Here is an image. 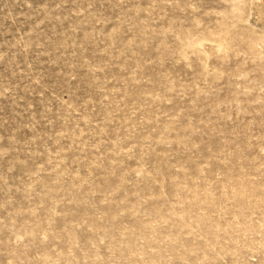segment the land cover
I'll use <instances>...</instances> for the list:
<instances>
[{
	"label": "rangeland",
	"instance_id": "1",
	"mask_svg": "<svg viewBox=\"0 0 264 264\" xmlns=\"http://www.w3.org/2000/svg\"><path fill=\"white\" fill-rule=\"evenodd\" d=\"M0 264H264V0H0Z\"/></svg>",
	"mask_w": 264,
	"mask_h": 264
}]
</instances>
